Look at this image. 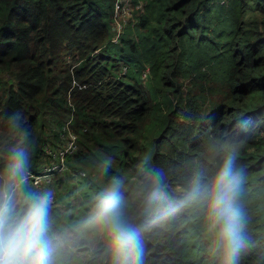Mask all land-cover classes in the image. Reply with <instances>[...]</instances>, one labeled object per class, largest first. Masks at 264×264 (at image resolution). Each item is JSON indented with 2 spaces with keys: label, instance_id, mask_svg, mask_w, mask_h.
Wrapping results in <instances>:
<instances>
[{
  "label": "trees",
  "instance_id": "16d2710c",
  "mask_svg": "<svg viewBox=\"0 0 264 264\" xmlns=\"http://www.w3.org/2000/svg\"><path fill=\"white\" fill-rule=\"evenodd\" d=\"M113 1L0 0V173L15 147L36 170L72 115L78 148L40 186L52 194L49 235L62 237L55 264H113L103 241L69 233L117 178L143 229L141 264H223L201 205L153 223L160 205L137 190L158 172L174 203L233 150L244 224L235 264H264V0H142L128 22L136 34L111 46ZM40 187L29 182L18 204Z\"/></svg>",
  "mask_w": 264,
  "mask_h": 264
},
{
  "label": "clouds",
  "instance_id": "9594fccd",
  "mask_svg": "<svg viewBox=\"0 0 264 264\" xmlns=\"http://www.w3.org/2000/svg\"><path fill=\"white\" fill-rule=\"evenodd\" d=\"M23 143V141H21ZM207 182L197 181L174 203H164L160 173L145 178L137 190L146 207L160 205L163 220L192 203L204 209L206 233L211 251L223 257V264H235L244 240L241 234L243 212L239 204L241 173L235 167L233 150ZM30 157L23 147L9 151L6 166L0 173V264H55L58 244L50 235L52 194L27 193L23 206L18 193H25L29 184ZM122 181L113 179L96 197L87 216L75 225L69 235L90 234L105 243L113 264H141L144 252L143 229L137 227L126 212L127 201L121 191Z\"/></svg>",
  "mask_w": 264,
  "mask_h": 264
},
{
  "label": "built area",
  "instance_id": "2783aa9c",
  "mask_svg": "<svg viewBox=\"0 0 264 264\" xmlns=\"http://www.w3.org/2000/svg\"><path fill=\"white\" fill-rule=\"evenodd\" d=\"M142 8V0H114L112 10V41H117L123 32L124 26L131 20L128 18L135 12L134 9ZM71 115L67 118L59 129L58 139L51 144L45 142V159L38 165L36 170L29 169V182L36 186L47 183L51 178L66 167V156L78 148V132L72 127ZM82 129H86L83 126Z\"/></svg>",
  "mask_w": 264,
  "mask_h": 264
},
{
  "label": "rangeland",
  "instance_id": "374dc122",
  "mask_svg": "<svg viewBox=\"0 0 264 264\" xmlns=\"http://www.w3.org/2000/svg\"><path fill=\"white\" fill-rule=\"evenodd\" d=\"M134 16H135V12L128 18V20L130 19L131 21H133L135 19ZM130 26L131 25L129 23L127 25H125L124 28H123L122 34L130 33L131 36L135 35L136 31L133 28H131ZM111 46H113V41H111ZM110 52L113 53V47H111ZM147 75H149V76L147 77L145 74L143 76L144 82L147 84V86H150L151 93L154 96H157L158 98H160L161 97V95H160V84L158 82L152 81V78L150 77L151 73H150L149 69L147 70ZM57 126L58 125L54 126V130L55 131H57V129H58ZM52 137L53 136H51V138ZM57 138L58 137H56V140H57ZM61 171L59 170V172H61ZM42 185H39V187L42 186ZM40 188H43L44 193L45 192H51V190H49L47 186L46 187H40ZM202 225H203L202 226V235H203L204 238L208 239L210 236L206 233L205 219L202 221ZM189 239H192V241L194 242L196 253L200 252L201 248H200V245H199V242H198L197 238L194 235H190Z\"/></svg>",
  "mask_w": 264,
  "mask_h": 264
}]
</instances>
